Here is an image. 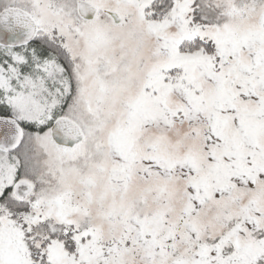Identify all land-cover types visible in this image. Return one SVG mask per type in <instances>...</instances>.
<instances>
[{
    "label": "snow or ice",
    "instance_id": "obj_1",
    "mask_svg": "<svg viewBox=\"0 0 264 264\" xmlns=\"http://www.w3.org/2000/svg\"><path fill=\"white\" fill-rule=\"evenodd\" d=\"M0 264H264V0H0Z\"/></svg>",
    "mask_w": 264,
    "mask_h": 264
}]
</instances>
